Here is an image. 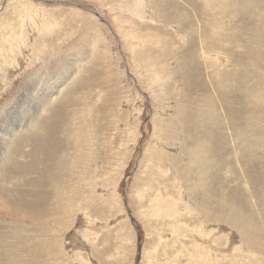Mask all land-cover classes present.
Instances as JSON below:
<instances>
[{"label":"rangeland","instance_id":"374dc122","mask_svg":"<svg viewBox=\"0 0 264 264\" xmlns=\"http://www.w3.org/2000/svg\"><path fill=\"white\" fill-rule=\"evenodd\" d=\"M202 1L0 0V264H264V190L237 180L222 107L232 99L224 87L237 89L236 107L257 88L245 110L264 122V0ZM49 119L62 123L58 186L51 166L43 197H28L46 211H6L26 200L23 182L40 179L24 133L43 122L44 135ZM248 119L239 142L262 150L264 123L249 131ZM197 137L211 159L227 144L215 191L239 187L232 212L215 194L214 220L191 166Z\"/></svg>","mask_w":264,"mask_h":264},{"label":"bare ground","instance_id":"6f19581e","mask_svg":"<svg viewBox=\"0 0 264 264\" xmlns=\"http://www.w3.org/2000/svg\"><path fill=\"white\" fill-rule=\"evenodd\" d=\"M205 1V0H203ZM202 1V2H203ZM260 1V0H259ZM258 1V2H259ZM212 2V1H211ZM210 2V3H211ZM216 2V0H215ZM219 2V0H218ZM254 2V1H253ZM257 2V3H258ZM204 3V2H203ZM217 3V2H216ZM239 3V1H238ZM256 3V2H254ZM256 3V4H257ZM250 4V3H249ZM213 6V4H212ZM230 6V5H229ZM260 6V5H259ZM217 7V6H216ZM206 8V7H205ZM236 8V7H235ZM208 9V8H207ZM235 10V9H234ZM262 10V9H261ZM204 11V10H203ZM206 11V10H205ZM213 11V10H212ZM227 11V10H226ZM232 11V10H231ZM263 11V10H262ZM211 12V11H210ZM208 12V13H210ZM207 13V11L205 12V14ZM219 13V12H218ZM211 14V13H210ZM207 15V14H206ZM212 15V14H211ZM216 15V14H215ZM212 17V16H211ZM217 18V17H216ZM219 18V17H218ZM232 19V18H231ZM230 19V20H231ZM215 20V19H214ZM220 20V18H219ZM217 20V21H219ZM229 20V21H230ZM216 22V20H215ZM217 24V22L215 23ZM217 25H215L216 27ZM221 26V25H220ZM223 26V25H222ZM219 27V26H218ZM220 29V27H219ZM217 29V31L219 30ZM221 30V29H220ZM222 31V30H221ZM5 36V35H4ZM238 37V36H237ZM208 38V37H207ZM216 40V39H215ZM218 41V40H217ZM251 42V41H249ZM226 43V42H225ZM227 44V43H226ZM253 45V43H252ZM251 48V47H250ZM241 49V48H240ZM236 50V48H235ZM238 50V48H237ZM258 50V49H256ZM204 51L206 52V50L204 49ZM241 51V50H240ZM218 52V51H216ZM221 51H219L220 53ZM193 52H190L188 55H192ZM244 53V52H243ZM246 53V52H245ZM258 53V52H257ZM260 53V52H259ZM221 54V53H220ZM237 54H238V51H237ZM236 54V56H237ZM217 55V54H216ZM260 55V54H259ZM231 57V55H229ZM227 57V56H226ZM244 58V54H241L239 55V60L242 61ZM188 59V58H187ZM199 61V60H198ZM201 62V61H200ZM228 64V63H227ZM194 65V64H193ZM258 66V65H257ZM229 68V67H228ZM236 68V67H235ZM212 69V68H211ZM246 69V68H245ZM227 73V72H226ZM217 74V73H216ZM260 74V73H259ZM246 75H249L246 73ZM201 76V75H200ZM247 80V79H246ZM261 83V79L259 78L258 79V84ZM233 84V83H232ZM262 84V83H261ZM244 86V85H243ZM242 86V88H243ZM200 87H201V83H200V86H199V83H197V91H200ZM249 87V86H248ZM62 88V87H61ZM202 89H205L204 88V85H202L201 87ZM225 90H226V93L227 95H232V99L235 101L234 103H236V99L237 96H238V93H237V89H230L229 87H224ZM237 88V86H236ZM219 89V88H218ZM221 89V88H220ZM245 90V89H244ZM213 91V90H212ZM214 93V92H213ZM243 93V92H242ZM258 93V89L257 88H253V87H249L248 88V96H246L245 98L247 100H249V102H244V105H242L241 107H236L235 104L232 103V99H229L226 103L227 106H221L226 108V113H227V116L225 118H227L228 122H229V130H233L234 133L231 134L232 136V139H234V142L237 143V146L236 147V159H235V162L237 165H240L239 167L242 169V174L239 175L238 173L235 172L236 174V177H237V180L239 181V178L242 179L244 181V184H245V188L248 192H253L256 193V194H259L260 195V191H263L264 190V186H262V180H263V177L261 175V170L263 168V163L261 161H259L260 159H263L264 158V148L262 150H256V152L253 151V147H249V146H245L244 144L240 143L239 142V138L240 136L237 135V130H238V121L239 120H243L247 117H249L248 119V127H246L245 125V128L249 129V131H253V128H256V126H259L260 125H256L257 122H262L264 123L261 119H255L256 117L255 116H251L250 112L249 111H246L245 110V107H247L249 104L250 106H253L255 103V101L257 100H260V97L262 95H259L257 94ZM208 94V93H207ZM219 94V92H218ZM216 97V96H215ZM223 97V96H222ZM226 97V96H225ZM242 98V97H241ZM246 101V100H245ZM50 103V102H49ZM48 103V104H49ZM231 103L233 105V108H231ZM242 103V102H241ZM254 103V104H253ZM47 104V103H46ZM45 104V106H46ZM47 104V105H48ZM243 104V103H242ZM213 108V107H212ZM221 109V108H220ZM37 115V114H36ZM35 115V116H36ZM210 116V115H209ZM33 117V116H32ZM37 117V116H36ZM57 117V116H56ZM60 117V116H59ZM224 117V115H223ZM41 118V116H40ZM39 118V119H40ZM62 118V117H61ZM252 118V120L250 121V119ZM55 119V118H54ZM64 119V118H63ZM207 119V118H206ZM210 119V118H209ZM31 120V119H30ZM29 120V121H30ZM47 120V119H45ZM51 120V119H49ZM211 120V119H210ZM254 120H257V121H254ZM41 121V120H40ZM39 121V122H40ZM48 121V120H47ZM53 120H51L52 122ZM38 122V123H39ZM33 123V122H32ZM36 123V122H35ZM43 123V122H42ZM42 123H40V125H42ZM226 123V122H225ZM241 123V122H240ZM61 121L60 122H52V125L50 123L51 126L47 127L45 125V123L43 125H45L46 127H44V135L41 134L40 132V128L42 130V127H40L39 125V129L38 130H28L29 132L26 134L24 133V136L25 138L27 139H30V144H31V152H30V157L33 159L32 163L35 164V169H32L30 174L32 173L33 170L37 171L39 170L40 171V179H31V180H27L25 182H23V184H25L26 186H29L30 188L28 190H26L25 194H26V200L23 202L22 200H20V202L16 199L15 201L12 199L11 200V207L7 205H4L3 207L6 209L7 211V208L11 211V210H16L18 211L17 213L20 212V209H25L26 211H30V207L34 206V205H37L39 208H40V211L41 210H45L44 207L42 205H40L41 201H37V202H31L28 197L29 196H37V197H43L42 196V193H44L45 190H43V186H45V183L44 182H47L45 181L48 176L45 175L44 172H46L47 168H50L51 166H54V171H53V176L50 177L49 176V181H50V186L51 187H54V188H57L58 186V178H59V174L60 172L58 171V168L59 165L61 164V162L63 163L64 159H61L60 157V140H59V136H58V132H59V129L60 127L62 126L61 125ZM28 125V124H27ZM26 127H29L27 126ZM30 125V123H29ZM221 125L222 122H221ZM65 126V125H64ZM264 127V125H262ZM197 129H195L196 131H198V127L195 126ZM214 128L215 127V124L213 125ZM244 127V126H243ZM32 128V127H31ZM30 128V129H31ZM190 128L189 127V133H190ZM22 129V128H21ZM25 129V128H24ZM28 129V128H27ZM34 129V127L32 128ZM37 129V128H36ZM258 129V128H257ZM26 130V129H25ZM204 129H202V132H203ZM245 130V129H244ZM27 131V130H26ZM35 131V132H34ZM221 131V130H220ZM228 131V130H227ZM246 131V130H245ZM48 132V134H47ZM257 132V131H256ZM260 132V130L258 131ZM197 133V132H196ZM229 133V132H228ZM264 133V132H263ZM14 134V133H13ZM258 134V133H257ZM260 134V133H259ZM258 134V135H259ZM23 135V133H22ZM197 135V134H196ZM262 136V135H261ZM88 137V136H87ZM242 137V136H241ZM58 138V139H57ZM230 138V137H229ZM264 138V137H263ZM192 139V138H191ZM259 139V138H258ZM257 139V140H258ZM11 140V139H10ZM23 140V139H22ZM45 140V142H44ZM88 140V139H86ZM264 140V139H263ZM64 141V140H63ZM200 142V141H199ZM261 143V141H260ZM263 143V142H262ZM20 146H22L21 148H25L24 147V143L20 142L19 143ZM63 144V143H62ZM67 144V143H66ZM198 137L196 139V141L194 142V146L191 148V150L189 151V154L190 155H193V158L194 161L192 162L191 166L194 167L195 169H199L201 171V177L199 176V179L201 180L200 184H199V187L203 190L202 194H201V209H203V211L205 212L206 216L208 218H210L211 220H214L215 219V214H214V211H216V203H215V194H218V195H222L224 196L223 198V201H224V204H225V208L229 211H233L232 210V204L230 202V199L228 196H231L233 193L234 195H236V191L239 190V187L237 186L235 189H233L231 192H228L227 190H221V191H215V188H214V181H213V178H214V174L213 173V169L219 167V168H224L225 166H229V160L228 158L226 157L225 155V150H226V146L227 144L224 143L222 140L220 142V144L218 145L217 147V156L216 158H209L204 150V146H203V141L201 143H199L198 145ZM258 145V144H257ZM263 146V144H260V146ZM63 146V145H62ZM61 146V148H62ZM82 146V145H81ZM256 146V144H255ZM257 147V146H256ZM18 148V146L16 147V149ZM232 149V148H231ZM19 150V149H18ZM16 151V150H15ZM60 152V153H59ZM16 153V152H15ZM20 152L16 153V155L19 156ZM23 155V154H22ZM21 156V155H20ZM26 157H28L27 154H25ZM29 157V158H30ZM20 162V161H18ZM16 162V163H18ZM25 164L22 166L24 167ZM61 166V165H60ZM190 166V165H189ZM29 169V168H28ZM190 169V168H189ZM194 169V170H195ZM27 169L25 168H21V169H18L15 170V172H12V173H18V174H28V172L26 171ZM62 173V172H61ZM191 173V172H190ZM197 174V172L195 173L194 172V175ZM7 175H9V173H7ZM56 175H58L57 177H55ZM197 176V175H195ZM22 177V176H21ZM193 178V177H192ZM195 178V177H194ZM193 178V179H194ZM187 179V178H185ZM222 179L219 177L217 182L218 181H221ZM240 184V183H239ZM238 184V185H239ZM22 186V185H21ZM24 186V187H26ZM32 188H37L38 189V192L37 191H33ZM1 190H2V187H1ZM23 190V188H22ZM200 190V189H199ZM7 192V191H6ZM195 194V193H194ZM193 194V195H194ZM21 197V196H20ZM34 201L35 199L32 198ZM38 200V199H37ZM256 200V199H255ZM257 201V200H256ZM23 202V203H22ZM47 203V201H46ZM15 204L16 206L14 207ZM44 205V204H43ZM38 208V209H39ZM3 209V208H2ZM250 209V208H249ZM248 209V210H249ZM35 210V209H34ZM242 212V213H239V214H230L229 215V223L234 225L236 223V219L239 220V218L241 216H243L246 212ZM39 211V210H38ZM37 211V212H38ZM58 211V210H57ZM42 212V211H41ZM28 214V213H27ZM33 214V213H32ZM37 214V213H35ZM20 215V214H19ZM18 216V215H17ZM21 216V215H20ZM27 216V215H26ZM34 216V215H33ZM40 217V216H39ZM248 217V216H247ZM16 218V217H15ZM21 218V217H20ZM31 218V217H30ZM41 218V217H40ZM227 218V217H226ZM26 219V218H25ZM33 219V218H32ZM29 220V219H28ZM245 220H246V217H245ZM33 221V220H32ZM222 221V220H221ZM248 225V224H247ZM249 226V225H248ZM251 226V225H250ZM243 228V227H242ZM246 228V227H245ZM256 228V227H255ZM239 231V230H238ZM248 231H251L249 228H248ZM243 232V231H242ZM246 232V231H245ZM259 233V232H258ZM257 231H256V234H258ZM245 234V233H244ZM246 236V235H245ZM258 237V235H257ZM243 238V236H242ZM254 238V237H253ZM5 239V238H4ZM39 239V238H37ZM35 240V239H34ZM252 240V243H251V246L254 248L256 246H258L256 243V240L254 241L253 239ZM259 240V239H258ZM37 241V240H36ZM40 242H42V240H39ZM3 242V239L1 238L0 236V243ZM38 242V241H37ZM260 242V240H259ZM36 243V242H35ZM262 243V242H261ZM261 245V244H260ZM10 246V245H9ZM8 246V247H9ZM31 246V245H30ZM4 247V246H3ZM5 248V247H4ZM7 248V247H6ZM31 248V247H30ZM43 248V247H41ZM262 248V247H261ZM28 249V248H27ZM37 250V249H36ZM264 250V249H263ZM22 251H23V248H22ZM27 251V250H26ZM33 250L31 249V252ZM38 251V250H37ZM29 252V251H28ZM30 252V253H31ZM15 254V253H14ZM21 254V252H20ZM36 255V253H35ZM30 256V255H29ZM25 257V255L23 256ZM33 257V256H32ZM35 258V256H34ZM37 258V257H36ZM19 259V258H18ZM17 259V260H18ZM40 259V258H39ZM31 260V259H30ZM24 261H26L24 259ZM17 262V261H16ZM28 262V261H27ZM32 262V260H31ZM25 263V262H24Z\"/></svg>","mask_w":264,"mask_h":264}]
</instances>
